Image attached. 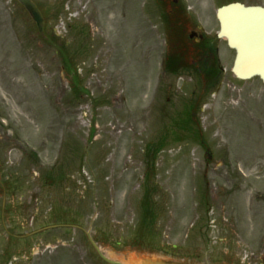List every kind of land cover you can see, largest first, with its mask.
<instances>
[{
  "label": "rangeland",
  "instance_id": "1",
  "mask_svg": "<svg viewBox=\"0 0 264 264\" xmlns=\"http://www.w3.org/2000/svg\"><path fill=\"white\" fill-rule=\"evenodd\" d=\"M36 1L82 91L22 5L0 0V264H106L90 237L124 264H264V82L234 76L223 39L217 87L162 67L167 52L190 64L188 33L214 36L231 0H179L176 29L174 0ZM190 99L193 134L176 140Z\"/></svg>",
  "mask_w": 264,
  "mask_h": 264
},
{
  "label": "water",
  "instance_id": "2",
  "mask_svg": "<svg viewBox=\"0 0 264 264\" xmlns=\"http://www.w3.org/2000/svg\"><path fill=\"white\" fill-rule=\"evenodd\" d=\"M43 32L44 18L33 0H19ZM218 35L236 50L232 71L242 79L259 76L264 81V6L231 2L217 10Z\"/></svg>",
  "mask_w": 264,
  "mask_h": 264
},
{
  "label": "flooded vegetation",
  "instance_id": "3",
  "mask_svg": "<svg viewBox=\"0 0 264 264\" xmlns=\"http://www.w3.org/2000/svg\"><path fill=\"white\" fill-rule=\"evenodd\" d=\"M251 4V3H249ZM174 8L176 10L171 11V21L172 24L173 18L177 20L178 25H185L188 23L189 19L188 16L185 15V11L181 10V5L179 4V0H174ZM178 9V10H177ZM217 18V16H216ZM218 20V19H217ZM219 22V21H218ZM188 38L190 40H194L195 44V56H192V59L190 60V65L193 66V68H196L198 75L203 78V80H208L211 82H216L219 77L221 76V73L223 71L221 65L219 64L217 58H216V52L218 51L217 41H218V35L217 33L214 36H207L204 28L201 25V22L197 23V29L192 28V30L188 33ZM171 54H168L164 62L165 64L171 62ZM188 59H185L183 57L180 58L179 63L180 65H188ZM170 64V63H169ZM193 106L189 109L190 114L192 115L191 119L195 121V112L196 109H199L197 106V102L192 99ZM201 109V107H200ZM185 108H182L179 112H189ZM13 264H20V262L14 261Z\"/></svg>",
  "mask_w": 264,
  "mask_h": 264
},
{
  "label": "trees",
  "instance_id": "4",
  "mask_svg": "<svg viewBox=\"0 0 264 264\" xmlns=\"http://www.w3.org/2000/svg\"><path fill=\"white\" fill-rule=\"evenodd\" d=\"M53 36H54V34H53ZM59 37L57 36V35H55V39H58ZM68 60V59H67ZM68 63V62H67ZM169 69L171 70V71H174V72H178V68H175L174 66L173 67H169ZM77 89L79 88L78 86L76 87Z\"/></svg>",
  "mask_w": 264,
  "mask_h": 264
}]
</instances>
